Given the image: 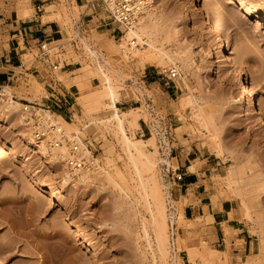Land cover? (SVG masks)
Returning <instances> with one entry per match:
<instances>
[{"label":"rangeland","instance_id":"374dc122","mask_svg":"<svg viewBox=\"0 0 264 264\" xmlns=\"http://www.w3.org/2000/svg\"><path fill=\"white\" fill-rule=\"evenodd\" d=\"M89 1L94 2L98 14L95 20V14L90 15L88 7L77 6L75 0H0L15 18H20L22 7H30L26 17L36 8L38 15L46 14L43 21L55 23L60 30L59 36L41 42L49 52V62L39 57L40 51L25 50V66L36 68L40 79L23 73L12 85L1 87L0 146H14L25 158L0 150V264H264V119L241 104L235 82L237 72H241L244 81L248 80L255 106L264 112L262 21L256 25L229 0H197L201 11L210 14L222 29L221 39L235 61L233 67H227L213 28L201 14L193 13L189 0H159L166 21L162 19L156 30L151 29L152 46L146 48L137 41L135 48L142 54L131 56L124 54L130 47L129 38L121 49L116 25L105 23L108 12L98 0ZM145 15L141 22L148 23ZM77 21L82 23V39L75 46L71 38ZM4 43L0 41V47ZM38 47L40 50V44ZM160 52L172 54L174 59L167 62ZM57 61V69L48 66ZM98 66L111 80L119 73L112 81L117 85L116 106L137 122H124L126 135L135 144H139L137 139L150 137L152 142L137 149L127 147L122 133L108 121L107 109H81L77 98L101 92L102 77L94 75ZM173 68L178 76L168 80ZM84 69L91 71L92 77L72 82L84 75ZM147 70L152 79L146 76ZM47 88L53 93L56 90L67 102L62 100L60 107L51 108L41 104ZM188 96L191 104L186 102ZM21 101L37 103L53 115L67 137L80 133L93 141L97 172L89 175L90 180L63 189L67 192L64 205L39 192L30 178L29 172L39 182L54 183L62 173L60 159L46 160L35 143L30 145L27 135L23 138L29 126H24L20 115ZM14 103L18 105L10 110ZM61 118L71 123L75 132L64 127ZM140 152L143 156L138 157ZM129 153L143 163L142 168L138 163L140 175L130 163ZM23 164L28 168L23 169ZM179 173L181 180L176 179ZM183 173H187L188 183L204 174L201 179H206V197L223 202V244L207 226L203 211L209 200L198 195L203 194L201 189L190 187L188 194L175 195ZM154 193L161 194L166 214L170 211L173 215L172 223L166 221V256L158 252L154 238L159 211ZM213 207L221 209L220 204ZM61 210L84 231L98 258H92L74 236ZM235 215L243 221L242 236L250 240L251 235L256 240L251 254L240 255L238 244L230 243L232 232L225 222Z\"/></svg>","mask_w":264,"mask_h":264},{"label":"bare ground","instance_id":"6f19581e","mask_svg":"<svg viewBox=\"0 0 264 264\" xmlns=\"http://www.w3.org/2000/svg\"><path fill=\"white\" fill-rule=\"evenodd\" d=\"M229 1L232 2L236 6V9L240 13H242L244 16L252 17V19H254V23L256 25H258V26L261 25V21H262V25L264 26V0H229ZM149 2H150V4H148V6H147L148 8L145 11V13L148 15V16L145 15V18L146 17L149 18V19H147L148 23L145 21L141 22V19L144 15L141 16L135 30L130 31L123 38L120 39L121 42L119 44V47L121 49H123L125 47L124 44L126 43L125 40H127V38H129L127 42H128L130 47H128V51H124L125 55L131 54V56H138V55L142 54V53H140V50L138 51L137 48H135V46L137 45V41H139L141 43V45L145 46L146 48H150L152 46V42H151L152 39L150 37L151 36V34H150L151 29L155 28V30H156V27L158 28L161 25V23H163V22H161V21H163L162 19H164V21H166V18H164L165 14L162 13V9H160V6H159L160 5L159 0H157L155 3L153 0H149ZM189 7L192 8V11L194 14H197V13L201 14L203 19H204V22L213 28L212 34L215 36V38L218 41V49H219L220 55L222 56V61L224 62L225 66L233 67L235 65V61H233L232 58L229 56V53L225 47V43L221 39V33H222L221 27L212 20L210 14H205L204 12L201 11L200 7L197 4V0H189ZM22 8H21L19 15H20V17H25V16H27V14L30 13V7H29V9H25V8L22 9ZM145 18H144V20H145ZM160 18H161V20H160ZM174 31H175L176 35H178V30L175 29ZM132 37H134V39H136V42H135L136 45L130 44V40L132 39ZM168 54L169 53L166 54V52L161 53V55L166 58L167 62H168V60L170 62L174 58H172L173 57L172 54H170L172 57ZM175 56L176 55H174V57ZM124 58H126V57H124ZM176 58L179 59L180 57L178 58V56H176ZM174 62H175V60H174ZM173 65H175V64H173ZM175 67H176V65H175ZM85 68H87V67H85ZM80 69L81 68H78L77 70H80ZM84 71H85L84 75L78 76L76 79L74 78L76 81L73 79L72 82H77V81H80V79H83L82 77L87 78L90 76V72H91L90 70H89L90 72H88V69H84ZM172 71H173V69H172ZM94 72H95V70H94ZM96 73L94 75L102 77L101 92H98V94L96 93L95 96H94L95 91L92 92L91 94L94 93L92 97L89 96V95H91L89 93L88 95H84V96L77 98V99H79V103L81 104V107H82L81 109H84L85 112H98V111H102V110L107 109V111L110 112V117L108 118V121L113 122L115 124V126L118 128V130L120 131V133H122L121 135L123 136L125 144L127 147L132 146L135 149H137V147H139L140 145H143L145 142H152V137H150L146 140H138L137 139L136 141L139 144H135L134 142H132L129 139V137L126 135V133L124 131V122L128 121V123H130V125H137V122L133 118L129 120L128 116H127L128 115L127 112H123V111L119 112V110L116 106V102H117V90H116L117 88H116V86L117 85L115 84L116 81H114V84L112 81L118 79L119 73H117V72L115 74L113 73L114 74L113 76L115 77V79H113V77L111 76L113 80H111L110 76H108L106 74L108 72L104 73V71L101 69L100 66H98ZM92 75L90 76V78L92 77ZM177 76H178V74H177ZM174 79H172V80H174ZM235 82L239 86V89H240L239 90V101L241 102V104L246 108L247 111L258 116L260 119L263 120L264 119V112L255 106V103L252 99V90H251L250 86L248 85V80L246 82L244 81L243 74L241 72H237ZM106 100H109V102L106 103ZM186 102L191 104V98H189V96H188V98H186ZM17 105H18V103H14L13 105L9 106V109L11 108L10 110H13V108H15ZM2 109H3V107L1 108V110ZM2 111H4V110H2ZM21 114L22 113H20V115ZM20 115H18L19 116L18 118H20ZM19 121H21V120L19 119ZM21 123H22V121H21ZM61 123L64 127H67L68 129H73L75 132V129L73 128V125L71 123H68L63 118H61ZM23 124H25L24 126L27 125L25 122ZM24 128H26V127H24ZM27 129H25V130H27V133L25 132L26 134L23 135V138H25L27 135L28 141H31V144H30V142H28V145L29 144L32 145V142L35 143L39 152L43 155V157L46 160H52V161H54V160L57 161L59 159L61 160V161L59 160L58 166H59V170L62 173V175L60 174L61 176H60V178H58V181L56 180L54 183L53 182H39L35 178L34 174L29 172V175H30L32 182L34 183V185L36 186V188L39 192L48 193L51 201H56V202H58L59 205L66 204L67 192H65V190H63V189L75 187L77 185V183H83V182H86L87 180H90L89 174L87 172H83L80 181H78L77 183L69 182L67 177H66V174H65V165H64V160H65L66 155H67L66 150L64 148H50L44 141H41V140L35 142L33 140V138H31V133L28 132V131H30L29 127ZM60 129L63 132L61 126H60ZM69 134H68V138H71L72 135L69 136ZM26 144H27V142H26ZM2 145H3V143L0 146V150L3 149L6 153V155H12L13 154V155H16L17 157H24L25 158V156H23V154L20 153L16 147H14V146L4 147V145L3 146ZM80 145L82 146L83 144H80ZM27 150H29V149H27ZM31 151H33V150H31ZM86 155H87V153H86ZM140 156H143V154L141 152L138 154V157H140ZM138 157L132 155L131 153L128 154V158L130 159L129 160L130 163L134 166V169L137 170L136 174L140 175V169L138 171V167H139V165H140V167L143 166V163H141V161L137 160ZM145 157H146V160L151 165L154 164L152 159L150 160V157H147V156H145ZM165 162L168 163V161H166V160H165ZM138 163H140V164L138 165ZM22 168L23 169L28 168L27 164H23ZM189 168H191V166ZM57 186H60L61 189L60 190L57 189ZM163 187H165V186L163 185ZM154 195L155 196L153 199H155V202L157 204L156 207H158V209H159V211L157 213L158 218H156V216H155L156 221L154 220V225H155L154 229H153L154 238H155V242H156L158 252L162 255L164 254L163 256H166L167 255V240H168L167 232H166V225H167L166 221L168 219L169 222L172 223V216L173 215H172V212H170V211L168 214H166L165 206L163 205L161 194L159 193V195H158V193H156V194L154 193ZM166 198H167L169 203L172 202L169 195ZM61 213H62V216L67 218V225H68V227H70L72 229L74 236L77 237V239L81 240L80 243H82L83 247L86 248L90 252L92 258H94V259L98 258L97 250L94 248L93 244L85 238L84 231L79 226L76 225V223L73 221V219H71L70 217L68 218L67 213L65 211H62Z\"/></svg>","mask_w":264,"mask_h":264},{"label":"crops","instance_id":"0c3cea01","mask_svg":"<svg viewBox=\"0 0 264 264\" xmlns=\"http://www.w3.org/2000/svg\"><path fill=\"white\" fill-rule=\"evenodd\" d=\"M75 3L80 7H88V10L91 12L90 15L95 14V16H92L94 17L93 19H97L98 14L96 13V10L93 9L95 8L94 2L89 0H75ZM96 6H98V4H96ZM41 7H43V5H41ZM39 8L40 7L38 6V11ZM36 12V8H34V14L31 17L25 16L15 18L14 15H12L11 13H7L5 9L0 5V41L4 43L3 39H6L5 43L0 47V87L12 85L13 82L17 81L18 78L23 75V73H32L38 79L41 78L36 73V68H34L32 65L25 66V63L23 61V58L26 55L25 50L30 52L35 49L39 52V43L47 42L48 39H54L55 36H59L60 30L55 23L43 21V16H45L46 14L38 15ZM146 76L149 79H152V72L150 70H147ZM50 90L48 88L46 89L47 95L40 98V103L49 107H60L62 105V100L64 99H62L60 95L56 94V90L54 91V93ZM57 101H60V104H58ZM64 101L67 102L66 99ZM34 102H37V100H34ZM183 163H181V165ZM183 174L184 177L181 188L176 190L175 195L183 196L185 194H188L190 187L201 189L203 194L199 193L198 195L202 196L203 199L208 198L209 200L205 202L203 211L205 219L207 218L208 220L207 226L215 230L217 240L221 241V244H223L225 241L223 234L224 222H221L224 213L222 210L223 202H212L210 196L206 197L209 194L208 192H206V188L204 185L206 179H201L204 177V174H201V177L199 178H194L192 181H190V183L187 182V173ZM214 203L215 205L220 204L221 209L217 207L215 210L213 207ZM235 216L236 217H233L231 220H227L225 222V226H227L232 232L230 243L238 244V253L240 255L251 254L255 251L256 240L252 238L251 235H248V238H250V240L242 236V232H244L242 228L243 221L240 220L237 215ZM230 222L233 223L231 224Z\"/></svg>","mask_w":264,"mask_h":264},{"label":"built area","instance_id":"2783aa9c","mask_svg":"<svg viewBox=\"0 0 264 264\" xmlns=\"http://www.w3.org/2000/svg\"><path fill=\"white\" fill-rule=\"evenodd\" d=\"M103 8L108 12L109 17L106 24H114L120 32V38H123L130 31H134L139 19L144 15L149 0H98ZM82 23L77 21L75 24L74 36L71 38V43L77 45L81 37ZM136 39L132 37L131 45H136ZM40 44L39 57L44 62H49V52L45 44ZM57 63L50 64L51 69L58 68ZM169 70L167 79L172 80L177 77V69ZM1 96V87H0ZM21 113L32 130V138L36 141H44L50 148H64L66 150V158L64 160L65 174L69 182L77 183L81 180L83 172L89 175L97 172L98 165L92 154V142L82 137L80 133L72 134L68 138L60 129L56 118L51 114H47L45 110L37 103L21 101ZM70 139V140H69ZM80 144H83L82 146ZM90 154V156L86 155ZM177 180L182 179V174L176 175Z\"/></svg>","mask_w":264,"mask_h":264}]
</instances>
